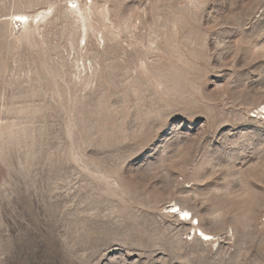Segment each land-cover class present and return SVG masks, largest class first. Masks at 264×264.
Returning a JSON list of instances; mask_svg holds the SVG:
<instances>
[{"label":"rangeland","instance_id":"1","mask_svg":"<svg viewBox=\"0 0 264 264\" xmlns=\"http://www.w3.org/2000/svg\"><path fill=\"white\" fill-rule=\"evenodd\" d=\"M263 108L264 0H0V264H264Z\"/></svg>","mask_w":264,"mask_h":264},{"label":"bare ground","instance_id":"2","mask_svg":"<svg viewBox=\"0 0 264 264\" xmlns=\"http://www.w3.org/2000/svg\"><path fill=\"white\" fill-rule=\"evenodd\" d=\"M45 12V11H44ZM74 14L76 15V18L79 20H83L85 18V13L83 12L82 9L80 8H76L74 10ZM45 13H39L38 15L36 14V16H29L26 14H22V13H16L12 16V20L15 23V25L17 26V28L19 29H23L25 31H29L30 29H33L34 26L39 25L43 20H45ZM11 23V22H10ZM12 25V24H11ZM79 66V65H78ZM80 69V68H79ZM78 69V70H79ZM81 70V69H80ZM82 70L84 71V66L82 65ZM79 72V71H78ZM80 73V72H79ZM78 73V74H79ZM82 73V72H81ZM80 73V74H81ZM80 76V75H79ZM264 109V108H263ZM176 205V204H175ZM171 211L173 209H176L177 213L179 214V216H183L185 213H187V218H189L188 216H190V213L185 210V209H181L178 208L177 206H172L170 207ZM170 211V212H171ZM175 212V211H172ZM187 218H184V220H187ZM192 220V217L190 218ZM198 225V224H197ZM196 232H198L202 238V240H210V239H214V237L210 234H207L203 231H201L198 226L195 229V234ZM207 237V238H206ZM217 244V243H216Z\"/></svg>","mask_w":264,"mask_h":264},{"label":"snow or ice","instance_id":"3","mask_svg":"<svg viewBox=\"0 0 264 264\" xmlns=\"http://www.w3.org/2000/svg\"><path fill=\"white\" fill-rule=\"evenodd\" d=\"M173 211H177L176 209H173ZM183 218H187V213H185L183 216H182V219ZM207 238V237H206Z\"/></svg>","mask_w":264,"mask_h":264}]
</instances>
